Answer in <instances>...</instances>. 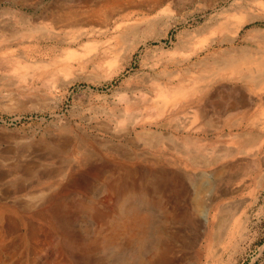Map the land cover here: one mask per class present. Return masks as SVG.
<instances>
[{
  "label": "rangeland",
  "instance_id": "rangeland-1",
  "mask_svg": "<svg viewBox=\"0 0 264 264\" xmlns=\"http://www.w3.org/2000/svg\"><path fill=\"white\" fill-rule=\"evenodd\" d=\"M96 1L84 32L38 40L35 62L0 67V264H264V91L223 70L229 55L248 59L236 50L256 51L249 33H264V12L255 0ZM51 3L0 0V48L17 16ZM230 14L256 20L220 43L214 28ZM171 77L207 85L157 101ZM144 99L162 108L142 123ZM242 112L253 131L229 128ZM84 138L100 160L32 188Z\"/></svg>",
  "mask_w": 264,
  "mask_h": 264
},
{
  "label": "bare ground",
  "instance_id": "bare-ground-1",
  "mask_svg": "<svg viewBox=\"0 0 264 264\" xmlns=\"http://www.w3.org/2000/svg\"><path fill=\"white\" fill-rule=\"evenodd\" d=\"M51 2H52L50 4L51 8H50L49 12L45 13L44 15L41 14V16L38 18H33V19L27 18V19H25L23 16L21 17L20 15L17 16V19L15 18L17 20V23L18 22L20 23V25H19L15 22V25L17 24V25L21 26V29L19 28L20 30H16V31L13 30L14 28L7 30V31H9L8 33H9L12 40L11 41L7 40L6 43L0 48V67H5V66L26 67L29 62H33V61L35 62L34 58H28V56H27L29 53H32V50L30 49L31 43H36L38 40H41V39L42 40L43 39L54 40L58 36H65L67 34H70L71 31H73V30L84 32L83 29L95 22L97 14L99 15V13H100L99 11L102 9L101 2H98L96 0H80V1L51 0ZM254 3H255V6L257 8L261 9L260 11L264 12V3L263 2L261 3V2H258L255 0ZM263 12H261V13H263ZM239 13L241 14L242 11L237 12V14H239ZM254 20H256L255 17L253 18V17H248V16L242 15L241 17L233 18V16L230 14L224 18L223 22L219 23L214 28V31H216L217 33L220 34L219 42L224 43L225 42V35L227 32H230L231 30H233L235 32L239 28H241L243 25H245L247 23H251ZM249 35L252 36L253 39H254V37L259 39V41L257 43H254V46L256 47V51L262 54V56L260 55L259 58H263V59L256 60V61L253 60L255 58L254 55L257 52L250 50V49H247V48H241V49H238L235 51V53H236L235 55H237V56L241 55L240 58H248V59H245L243 61L242 60L238 61L236 59H233L235 57H232L231 55H229V58L226 60V63H223V68H224L223 70L226 73L233 74L234 76L238 77V79L243 78L244 84H245L248 92L249 93H255L257 90L258 91H261V90L264 91V33L259 31V30H254V31H251V33H249ZM121 36H123V35H121ZM229 44H231V43H229ZM113 49H114V47H113ZM251 49H252V47H251ZM15 52H20V54H21L20 58H13ZM117 52H119V50L116 48L113 51V53L117 54ZM251 58H253V59H251ZM243 72H245V75ZM172 78L173 77H171V79ZM202 78L197 77L196 80L193 79V81H190L187 83H179V80H173V79L169 80L168 79L167 80L168 83L162 84V87H160L159 85H156L155 91H156L157 95H156L155 99L158 101V99H159L158 97H161L162 93H164V92L166 93L168 91H170L171 93L173 92L176 95H179V92H182V91L183 92H185V91L186 92L187 91H197V92L201 91L202 92V87H204V85L206 84L205 83L202 86V84L205 82V80ZM175 81H177V82H175ZM167 84H169V85L167 86ZM206 89H208V88H206ZM203 90H205V89H203ZM156 100L154 101L152 99H144L141 107L139 108V110L137 112V114H135V116H136L135 120L142 121V123H143L150 110H155V111L160 110L161 111V108H162L161 104L157 105ZM170 104L172 106H174L172 108H175V104H176L175 102H170ZM261 105L262 106L259 105L260 106L259 112H260V114L261 113L263 114L264 113V105L263 104H261ZM125 109L128 110L130 108L128 106H126ZM159 113H161V112H159ZM239 115L241 118L240 124H237L236 127L234 125L233 126L230 125L229 128L233 129V127H234V128H236V130H241V132H243V130H246V129H249L250 132L253 131L252 130L253 126H255L254 120H251V121L244 120V118L247 116V113H245V112L239 113ZM250 115H251V113H250ZM156 120H158V118ZM67 144H68L67 147L64 148L65 160L63 161V164L61 165V167L55 171L52 170L53 172H49L48 174L47 173L44 174L41 177V180H44V183L40 184L41 181L37 182L36 184H34L32 186V188H34V187L39 188V186L43 185L40 188V191H44V190L50 191V189L53 187L52 182L54 184L55 180L57 178L61 177L63 174H64V176L65 175L68 176V174H70V173L73 174L74 177L75 176H82L83 172H85L84 169H86V166H92L91 164L95 163L97 161V157L99 158V160L101 159L100 153L102 151L98 148H95L93 146L92 142L89 139L87 140V138H84V143H83L82 147H80V146L76 147L71 143L70 144L67 143ZM64 146H65V144H64ZM12 172L10 173V175H8V177H10V183H12V186L15 188L14 193L21 194V193L26 192L28 190V187L22 185L21 179L19 177H17L16 172H13V173ZM31 173H28V174H31ZM64 176H62L61 179H63ZM5 178L6 177H4L3 179H5ZM0 180H2V179L0 178ZM58 187H61L63 189L64 186H63V184H61L59 182ZM62 189H60V190H62ZM60 190H59V192H60ZM33 191H35V190H33ZM36 191H38V189H36ZM30 200H31V203H33L34 201L38 200V196L33 195L30 197ZM23 210H25V209H23Z\"/></svg>",
  "mask_w": 264,
  "mask_h": 264
}]
</instances>
